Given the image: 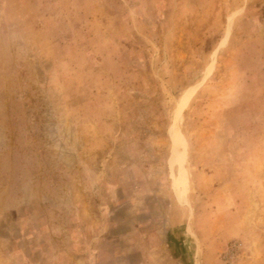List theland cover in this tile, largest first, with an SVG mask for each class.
I'll return each instance as SVG.
<instances>
[{"label":"rangeland","instance_id":"obj_1","mask_svg":"<svg viewBox=\"0 0 264 264\" xmlns=\"http://www.w3.org/2000/svg\"><path fill=\"white\" fill-rule=\"evenodd\" d=\"M0 264H264V0H0Z\"/></svg>","mask_w":264,"mask_h":264}]
</instances>
